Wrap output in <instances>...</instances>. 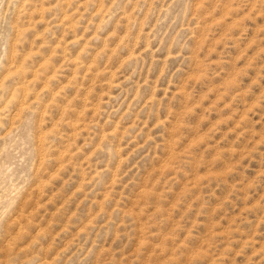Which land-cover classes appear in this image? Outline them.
<instances>
[{"label": "rangeland", "instance_id": "1", "mask_svg": "<svg viewBox=\"0 0 264 264\" xmlns=\"http://www.w3.org/2000/svg\"><path fill=\"white\" fill-rule=\"evenodd\" d=\"M0 264H264V0H0Z\"/></svg>", "mask_w": 264, "mask_h": 264}]
</instances>
